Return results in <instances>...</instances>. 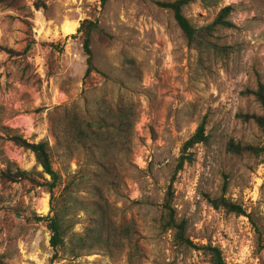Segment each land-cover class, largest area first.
<instances>
[{"label": "rangeland", "instance_id": "374dc122", "mask_svg": "<svg viewBox=\"0 0 264 264\" xmlns=\"http://www.w3.org/2000/svg\"><path fill=\"white\" fill-rule=\"evenodd\" d=\"M155 1L48 0L46 9L33 0L0 4V169L3 155L24 169H42L4 126L54 145L52 117L60 111L99 116L128 106L135 112L126 148L103 157L82 149L75 158L64 149L56 155L57 168L83 175L101 174L100 159L113 167V182L103 185L101 200L88 191L71 196L66 245L55 257L46 224L27 218L50 212L47 190L0 178V256L7 264H210L200 249L207 244L220 247L229 264H264V131L249 117L263 114L254 91L264 85V0L197 1L185 8L202 26L235 5L229 17L235 27L212 37L216 51L189 45L172 11ZM86 19L101 28L89 78L77 34ZM203 120L208 141L194 148V162L174 182L175 216L187 222L188 246L167 227L163 203L183 143ZM231 140L259 152L232 153ZM221 196L246 215L215 208L211 202ZM100 212L120 232L116 246L77 252L76 236Z\"/></svg>", "mask_w": 264, "mask_h": 264}, {"label": "trees", "instance_id": "16d2710c", "mask_svg": "<svg viewBox=\"0 0 264 264\" xmlns=\"http://www.w3.org/2000/svg\"><path fill=\"white\" fill-rule=\"evenodd\" d=\"M21 1L23 0H0V4L9 6ZM108 1L101 0V5L105 6ZM197 1L212 6L207 3L209 0H156L155 2L160 7L172 11L176 23L182 30L189 45L207 51H216L219 46L213 41L212 37L221 27H235L233 21L229 19L231 13L235 11V5L231 4L223 7L211 23L198 26L185 14V8ZM47 2L48 0H33V4L37 9H46ZM99 31H101V28L98 22L91 19L82 21L77 31V34L82 36L83 48L87 57L86 78H89L92 72L96 70L93 38L94 33ZM30 48L31 46L29 45L27 49L30 50ZM254 94L262 106L263 114L249 115V117L264 131V85L260 84ZM134 121L135 112L128 106L115 107L110 111H104L99 116L87 115L83 117L76 112L67 115V111L63 110L52 117V131L56 139L54 145H51L48 140L32 142L23 134L18 133L17 129L8 126L3 127L10 141L16 146L34 153L37 164L42 169H24L18 163L3 155L4 167L0 169V178L4 184L7 182L27 181L33 187H43L47 190L50 195V212L47 215L32 214L27 216V218L46 224L51 233L50 245L54 251V257L66 245V213L70 206L71 196L80 191H88L101 200L103 185H109L113 182L111 177L113 167L98 158L99 163L96 166L98 164L101 166L102 173L96 175L95 171L89 170L85 171L83 175L80 173V169L62 171L57 168L56 155L59 154L61 149H64L70 157L75 158L77 151L82 149L87 151L90 157H94L98 153L97 151L103 157L109 149L118 145L121 148H126V136L129 128L133 127ZM208 138L206 121L203 120L196 131L183 143L178 164L174 176L168 185L163 203L167 227L176 230L175 240L182 245L192 246L193 243L187 235V222L185 220L179 221L175 216V208L173 206L174 182L176 174L183 169L184 165L194 162V148L200 143L207 142ZM228 150L236 154L259 152L258 147L236 143L233 140L229 141ZM92 162H95V159ZM211 203L215 208L222 207L238 215H246V211L241 205L232 202L225 196L216 198ZM100 204L102 206L101 201ZM119 234L120 232L108 219V216L104 212H100L94 225L89 227L83 234L76 236V250L80 252L98 247L111 250L116 246V237ZM121 234H124L123 231ZM200 249L204 251L210 264H229L220 247L207 244L202 245ZM0 264H7L1 256Z\"/></svg>", "mask_w": 264, "mask_h": 264}]
</instances>
